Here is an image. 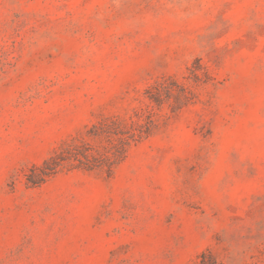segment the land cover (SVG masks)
Instances as JSON below:
<instances>
[{"label":"rangeland","instance_id":"rangeland-1","mask_svg":"<svg viewBox=\"0 0 264 264\" xmlns=\"http://www.w3.org/2000/svg\"><path fill=\"white\" fill-rule=\"evenodd\" d=\"M157 89L109 175L26 184ZM202 260L264 264V0H0V264Z\"/></svg>","mask_w":264,"mask_h":264},{"label":"trees","instance_id":"trees-1","mask_svg":"<svg viewBox=\"0 0 264 264\" xmlns=\"http://www.w3.org/2000/svg\"><path fill=\"white\" fill-rule=\"evenodd\" d=\"M150 103L146 107V115L142 123L123 124L115 118H105L93 124L86 132V137L98 141L93 146L87 140H63L52 153L38 165H32L26 175V184L39 186L47 178L64 168H76L87 172L104 170L109 175L113 168L123 159L132 141L146 138L156 127L153 116L154 105L161 104L159 89L149 96ZM205 254H201L203 257ZM200 264H208L204 260ZM210 264V263H209Z\"/></svg>","mask_w":264,"mask_h":264}]
</instances>
